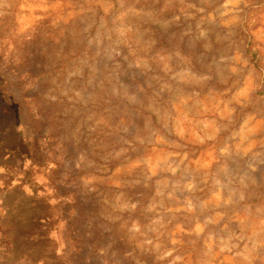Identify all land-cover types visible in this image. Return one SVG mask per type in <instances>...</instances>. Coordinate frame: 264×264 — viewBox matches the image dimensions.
I'll use <instances>...</instances> for the list:
<instances>
[{"label":"rangeland","instance_id":"rangeland-1","mask_svg":"<svg viewBox=\"0 0 264 264\" xmlns=\"http://www.w3.org/2000/svg\"><path fill=\"white\" fill-rule=\"evenodd\" d=\"M6 261L264 264V0H0Z\"/></svg>","mask_w":264,"mask_h":264},{"label":"trees","instance_id":"trees-1","mask_svg":"<svg viewBox=\"0 0 264 264\" xmlns=\"http://www.w3.org/2000/svg\"><path fill=\"white\" fill-rule=\"evenodd\" d=\"M25 232V231H24ZM96 240L95 241H92V244H89L91 250L88 251V253L85 255V257H89L91 255H94L96 253L95 250V247L96 245L99 243L100 241V238H95ZM0 264H14L13 262H10V261H6V262H0Z\"/></svg>","mask_w":264,"mask_h":264}]
</instances>
